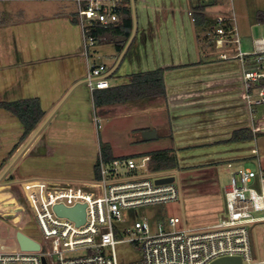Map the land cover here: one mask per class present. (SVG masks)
Wrapping results in <instances>:
<instances>
[{
    "label": "crops",
    "instance_id": "obj_1",
    "mask_svg": "<svg viewBox=\"0 0 264 264\" xmlns=\"http://www.w3.org/2000/svg\"><path fill=\"white\" fill-rule=\"evenodd\" d=\"M135 1L129 0L132 19L133 8L136 19L130 42V36L126 39L122 35L106 33L85 56L81 52L82 39L76 21L75 0H0V100L38 97L44 116L37 127L48 117L19 156L29 148L41 158L66 149L68 142L60 138L56 142L50 139L51 124L60 118L62 108L67 109L68 113L80 101L82 91L88 90L92 102L89 86L86 85L88 89L78 87L84 82L83 77L91 65H105L104 77L108 86L123 84V80L126 83L132 73L160 67L164 69L165 95L99 106L98 111L105 115L106 120L124 117L130 121L122 138L128 143L124 150L118 148L115 136L106 129L102 133L97 131L98 149L100 143L108 144L113 158L150 155L156 150L171 149L177 162L178 152L193 149L195 155L199 156L191 161L196 166L193 168L202 171L203 177H209L205 186L207 190L199 193L217 192V157H223L228 167H232L233 160L238 163L249 160L258 169L250 166L238 168L261 170L264 175V104L248 107L244 99L240 60H223L220 57L224 51L233 55L236 52L234 44L217 48L213 39L205 36L209 26L204 24L199 29L195 25L194 13L197 7L206 4L201 12L207 22L224 20V24L235 25L240 49L245 53V69L256 66L254 42L264 36L251 41L244 39L225 0H140L146 9L151 8L148 23L137 20ZM201 34L204 38L199 40L197 36ZM105 38L108 41L103 42ZM121 44L122 48H117ZM111 76H114V81L110 79ZM118 78L123 80L119 81ZM2 109L5 110L2 125L14 123L12 136L19 138L22 133L19 119ZM134 116L137 119H133ZM80 120L85 124V120ZM109 123L116 122L109 120ZM149 128L156 130L157 137L145 140L141 131ZM242 128H249L252 135L249 139L229 140L234 130ZM35 129L8 154L9 160L18 153ZM71 130L74 136H82L79 140L82 143L77 142L72 149L90 155L87 164L92 165V153L96 149L92 130L85 132L86 128L81 126H74ZM159 139L176 143L160 148L155 145ZM6 164L4 162L2 168ZM53 175L56 178L44 179L82 181L63 176L67 175L65 173ZM9 176L13 183L21 181L15 180L13 175ZM252 183L257 189L261 188L259 176ZM262 186L264 188V180ZM261 224L264 230V223Z\"/></svg>",
    "mask_w": 264,
    "mask_h": 264
},
{
    "label": "built area",
    "instance_id": "obj_2",
    "mask_svg": "<svg viewBox=\"0 0 264 264\" xmlns=\"http://www.w3.org/2000/svg\"><path fill=\"white\" fill-rule=\"evenodd\" d=\"M75 2L82 37L81 52L87 56L101 38L93 33L96 24L106 26L120 22L118 9L122 0ZM205 36L211 37L220 49L228 43L234 44L233 55L224 51L220 57L240 60L248 107L264 104V38L254 42L256 66L245 69V53L240 49L234 24L211 27ZM105 70L102 63L90 66L85 81L91 90L108 86ZM149 162L148 154L105 160L99 151L98 175L90 180L22 179L19 185L26 206L50 247L33 250L15 245L0 250V264H49L53 256L54 264H118L115 245L124 242L140 252L139 259L131 264H210L223 256H239L243 264H264L254 240L256 224L264 223L261 170L240 167L232 171L224 189L221 214L211 224L189 227L183 217L176 215L152 221L138 213L142 207L178 200L182 195L179 179L155 182L152 176L170 170L151 171ZM257 176L261 181L260 189L252 183ZM77 204L84 205V221L80 224L59 215L54 208L55 205L73 207ZM72 251L80 253L67 255Z\"/></svg>",
    "mask_w": 264,
    "mask_h": 264
},
{
    "label": "rangeland",
    "instance_id": "obj_3",
    "mask_svg": "<svg viewBox=\"0 0 264 264\" xmlns=\"http://www.w3.org/2000/svg\"><path fill=\"white\" fill-rule=\"evenodd\" d=\"M225 3L226 6L230 8V11L233 12L236 25L239 28L238 30L244 39L251 41L254 38L264 36V21H259L257 19L258 15L264 14V0H225ZM143 5L144 4L140 0L135 1L137 20L139 23L142 21H146V23H148L151 8L146 9V7H144L145 5ZM203 37V34H201V38ZM105 39L103 42L108 41ZM99 42L100 41L98 40L95 45L99 44ZM86 77L87 74L84 75L83 79H86ZM110 79L113 80L114 76H111ZM118 80L122 81L123 79L118 78ZM124 82L125 81L123 80V83ZM86 85L87 83L84 81L78 87H87ZM0 98H2V93ZM79 100L80 101H78V103L74 105L72 109L68 111V113L67 109L62 108L60 118L58 117L59 119L51 124L52 129L49 133L50 139L52 142H56L59 138L61 141L64 140L65 142H68L67 147H65L66 149L61 152H57L48 158H41L37 153L35 154L29 151V148L24 153V155L18 156L9 171H7V173H5L1 178V185L3 183L11 185L8 190L12 196H18V193H20L24 200L23 192L19 183H13V181L9 178V175H13L15 180H22L32 177L43 179L56 178L53 174H59L60 176L64 173L67 175L63 176L77 180L92 179L94 176V163L97 162L100 151L97 146V131L99 130L101 133L105 129L107 131L110 130L112 135L115 136L118 148L122 150L126 148L128 143L122 138L124 130L127 129V123L130 121V119L124 117H112L109 119L110 122L114 121L116 123H109V120L104 118L105 115L102 112H99L100 110L98 111L99 106H94L91 102L88 90L87 92L82 91ZM4 111L5 110L0 108V173L13 159L12 156V159L10 158L11 160H9L8 154L18 140V138L15 139L14 136H12L15 130L13 125L14 123H12V125L8 123L5 126L2 125V113ZM135 118L136 116L133 117V119ZM80 119L85 120L83 121L85 124H82ZM16 121L18 125L19 122L18 120ZM74 126L86 128L85 132H90L91 130L93 132V141L96 149L94 148L95 152L92 153L94 156V161L92 165L89 164L90 166L87 164V160L88 158L90 159V155L79 152L77 153V151L72 149L73 145H75L77 142L82 143V141H79L82 136L78 138L73 135L74 132L71 130V128ZM70 130L72 132H70ZM80 133L82 132L80 131ZM175 143L176 141L161 139L155 141V145L160 148L166 147L168 144H172L174 146ZM177 155V166L165 169L164 171H170L165 172L160 176H152V178L155 182H159L163 179H179L182 187L181 198L166 203L149 205L138 210L140 215H146L152 221L157 220L159 217L161 218L164 216L176 215L181 218L183 217L186 225L189 227H202L211 224L224 210V186L229 183L231 170L238 169L239 166H250L254 169H258V167H256L249 160L239 163L233 160L232 167H228L227 161H225L223 157H217V163H215L217 174L215 175V179L218 190L217 192L199 193L205 192L207 190L205 186L207 185V180H209L208 176L204 175L203 177L202 171L193 168L196 166H194V163L191 161L194 159V157L199 156L195 155L193 149L180 151ZM4 162H7V164L2 168V164ZM53 170L58 173H54ZM25 204L27 205L26 202ZM261 213L262 212H257L256 214ZM260 224L261 223H258L255 226L257 230L254 240L259 246L260 257L264 259V230L263 225ZM22 237L30 239L31 242L36 246L28 247L29 249L39 250L41 248L45 249L46 246L48 248L50 247V245L47 244V241H45L38 222L29 207L28 211L20 213L13 218L2 217V215H0V247H2V250L12 248V246L15 245L22 246ZM115 252L118 264H131L140 257V252L128 242L117 243L115 245ZM79 253V251H72L67 253V255L73 256L78 255ZM51 260L52 261L50 262L49 260L48 263L54 264L56 260L55 256H53Z\"/></svg>",
    "mask_w": 264,
    "mask_h": 264
},
{
    "label": "trees",
    "instance_id": "obj_4",
    "mask_svg": "<svg viewBox=\"0 0 264 264\" xmlns=\"http://www.w3.org/2000/svg\"><path fill=\"white\" fill-rule=\"evenodd\" d=\"M205 6L206 4L200 5L194 13V22L199 29H202L204 24H207L209 28L219 24H223L225 27L229 26L224 24V21L211 23L207 22L204 14L201 12ZM118 10L121 13L120 22L106 26L99 23L96 24L93 30V33L96 36L102 37L106 33L110 32L115 35H122L126 39L130 36L133 19L129 0H123V3ZM258 18L260 20H264V16L262 15H258ZM197 37L199 40L202 39L200 35ZM122 46V44L118 45L117 48H122ZM163 71L164 69L160 67L139 71L132 73L126 83L107 86L105 88H96L92 90V102L95 106H102L106 104L165 95ZM0 108H4L16 116L22 125V133L19 136L17 143L10 151L9 154H11L17 148L18 144L37 127L38 123L44 116V111L41 108L38 97H28L14 101L0 100ZM251 136L249 128H242L234 130L229 140H247ZM100 153L105 160H111L113 158L108 144L100 143ZM175 166H177V158L173 150L163 149L150 153L149 168L151 171L165 170ZM94 175H98L97 162L94 164ZM10 186L11 185H0V215H2V217L13 218L20 213L28 211V208L20 193H18V196H12L8 190Z\"/></svg>",
    "mask_w": 264,
    "mask_h": 264
},
{
    "label": "water",
    "instance_id": "obj_5",
    "mask_svg": "<svg viewBox=\"0 0 264 264\" xmlns=\"http://www.w3.org/2000/svg\"><path fill=\"white\" fill-rule=\"evenodd\" d=\"M135 27H136V19H135V13H134V8H133V28H132L130 37L128 39V42H130V40L132 39V37L134 35ZM83 81H85V79ZM47 119H48V117L45 118L42 121V123L35 129V131L27 139L26 143L21 147V149L13 157V159L5 167V169L0 173V180L4 176V174L8 171V169L11 167V165L14 163V161L18 158V156L24 151V149L28 146V144L34 139V137L40 131V129L45 124ZM141 135H142V138L145 140H151V139H155L157 137V133H156V130L154 128L142 130ZM54 208L59 215L68 216V217L74 219L77 222V224H80L84 221V205L77 204L73 207H64L62 205H55ZM21 240H22V247L23 248L36 247L31 242V240L26 238V237H22ZM210 264H243V263H242V260L239 256H223V257H220V258L213 260Z\"/></svg>",
    "mask_w": 264,
    "mask_h": 264
}]
</instances>
